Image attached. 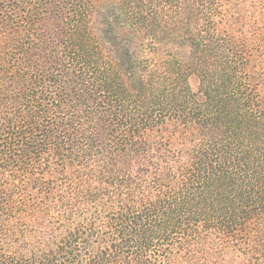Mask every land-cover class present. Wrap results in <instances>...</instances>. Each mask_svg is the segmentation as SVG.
<instances>
[{"label": "trees", "instance_id": "1", "mask_svg": "<svg viewBox=\"0 0 264 264\" xmlns=\"http://www.w3.org/2000/svg\"><path fill=\"white\" fill-rule=\"evenodd\" d=\"M0 264H264V0H0Z\"/></svg>", "mask_w": 264, "mask_h": 264}, {"label": "rangeland", "instance_id": "2", "mask_svg": "<svg viewBox=\"0 0 264 264\" xmlns=\"http://www.w3.org/2000/svg\"><path fill=\"white\" fill-rule=\"evenodd\" d=\"M189 85H190V88L195 91L198 85L197 77L191 76L189 78Z\"/></svg>", "mask_w": 264, "mask_h": 264}]
</instances>
